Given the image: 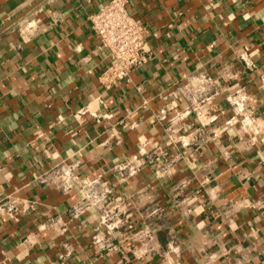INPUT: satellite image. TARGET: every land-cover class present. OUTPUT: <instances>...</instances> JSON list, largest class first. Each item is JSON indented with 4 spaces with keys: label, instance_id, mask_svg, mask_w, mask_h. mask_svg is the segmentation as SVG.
<instances>
[{
    "label": "crops",
    "instance_id": "obj_1",
    "mask_svg": "<svg viewBox=\"0 0 264 264\" xmlns=\"http://www.w3.org/2000/svg\"><path fill=\"white\" fill-rule=\"evenodd\" d=\"M35 1L0 0V27ZM107 1L41 0L0 31V200L17 207L0 213V264H264V0H127L150 53L103 87L89 15ZM59 161L112 185L114 247L92 242L97 209L71 215L77 186L38 180ZM154 202L167 215L143 244Z\"/></svg>",
    "mask_w": 264,
    "mask_h": 264
},
{
    "label": "built area",
    "instance_id": "obj_2",
    "mask_svg": "<svg viewBox=\"0 0 264 264\" xmlns=\"http://www.w3.org/2000/svg\"><path fill=\"white\" fill-rule=\"evenodd\" d=\"M89 20L90 26L97 37L98 47L106 49L109 57L107 67L98 76L100 85L110 87L126 80L129 78L131 71L139 68L146 62L150 48L145 38V29L143 24L129 12L127 0H108L89 15ZM25 28L26 36L31 37L35 32L32 22H27ZM260 80L261 85L264 87V61L260 65ZM214 82L217 83L218 80L215 79ZM159 111L160 116L155 117L157 118L155 120L166 118L165 109L161 108ZM179 111H177V114ZM182 111L183 113L187 112L185 109ZM79 113L80 111L76 113V116ZM152 120L154 119L152 118ZM249 142L250 144L254 143L252 138H250ZM154 161L151 158L149 162L158 167ZM138 164V162L133 164L130 160L118 162L113 165L112 172L124 176L126 172L135 171V165ZM75 170V163L59 161L39 174L37 178L42 183L55 182L57 187L66 191L76 186L79 188L82 192V198L72 207L71 215L76 217L78 214L89 210V208L93 207L97 209L99 211V223L95 227L91 239L97 248L108 250L115 246L111 239V231L118 228L127 215H122L118 205L113 203V187L106 178L99 175L93 177L86 175L78 176ZM243 205L245 204L238 203L237 206ZM4 207L12 208L14 211L17 210V207L13 205L10 198L0 200V213ZM141 212L146 220V228L138 229L132 233V236L134 239H140L142 243L146 237L148 240L151 239V233L147 229L156 220L164 219L167 211L164 205L154 202L146 205ZM184 213L189 214L191 210L187 208ZM148 242L150 241H146L143 244H147ZM148 249H151V247H139L135 255L139 256ZM169 264L176 263L170 262Z\"/></svg>",
    "mask_w": 264,
    "mask_h": 264
},
{
    "label": "water",
    "instance_id": "obj_3",
    "mask_svg": "<svg viewBox=\"0 0 264 264\" xmlns=\"http://www.w3.org/2000/svg\"><path fill=\"white\" fill-rule=\"evenodd\" d=\"M40 1L41 0H36L34 3H32L26 9H24L23 11H21L20 13H18L15 17H13L11 20H9L5 25H3L2 27H0V31L2 29H4L5 27H7L8 25H10L11 23H13L14 21H16L17 19H19L20 17H22L25 13H27L29 10H31L33 7H35Z\"/></svg>",
    "mask_w": 264,
    "mask_h": 264
}]
</instances>
